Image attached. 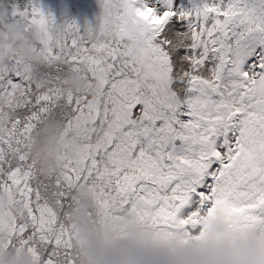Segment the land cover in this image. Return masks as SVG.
<instances>
[{"label": "snow or ice", "instance_id": "obj_1", "mask_svg": "<svg viewBox=\"0 0 264 264\" xmlns=\"http://www.w3.org/2000/svg\"><path fill=\"white\" fill-rule=\"evenodd\" d=\"M99 6L0 8L41 57L0 67V264H180L215 223L264 247V0ZM42 132L68 140L52 169Z\"/></svg>", "mask_w": 264, "mask_h": 264}, {"label": "clouds", "instance_id": "obj_2", "mask_svg": "<svg viewBox=\"0 0 264 264\" xmlns=\"http://www.w3.org/2000/svg\"><path fill=\"white\" fill-rule=\"evenodd\" d=\"M0 67H6V58L16 56L21 62V71L28 75L27 66L40 63L41 57L36 49L39 36L36 32L25 34L24 24L17 20L11 22L6 9H0ZM60 32L59 24L48 36L56 39ZM70 88H77L75 78L68 80ZM68 140L59 133L42 132L32 144L31 151L39 167L49 169L56 166V154ZM223 225L215 223L210 229L208 239L200 244L190 245L180 264H264V247L256 240L239 238L218 239L223 235Z\"/></svg>", "mask_w": 264, "mask_h": 264}, {"label": "rangeland", "instance_id": "obj_3", "mask_svg": "<svg viewBox=\"0 0 264 264\" xmlns=\"http://www.w3.org/2000/svg\"><path fill=\"white\" fill-rule=\"evenodd\" d=\"M3 3L8 10L13 6L23 9L38 5L46 14H52L58 23L75 20L81 28L95 26L101 12L99 0H4Z\"/></svg>", "mask_w": 264, "mask_h": 264}, {"label": "trees", "instance_id": "obj_4", "mask_svg": "<svg viewBox=\"0 0 264 264\" xmlns=\"http://www.w3.org/2000/svg\"><path fill=\"white\" fill-rule=\"evenodd\" d=\"M4 0H0V8H6V7H4ZM7 9V8H6ZM72 9H70V12L72 13Z\"/></svg>", "mask_w": 264, "mask_h": 264}]
</instances>
